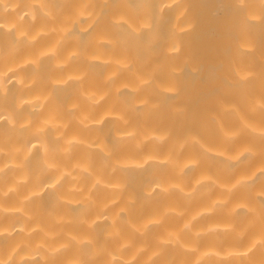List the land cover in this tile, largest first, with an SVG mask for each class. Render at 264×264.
<instances>
[{"label":"bare ground","instance_id":"6f19581e","mask_svg":"<svg viewBox=\"0 0 264 264\" xmlns=\"http://www.w3.org/2000/svg\"><path fill=\"white\" fill-rule=\"evenodd\" d=\"M0 264H264V0H0Z\"/></svg>","mask_w":264,"mask_h":264}]
</instances>
